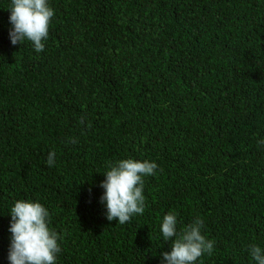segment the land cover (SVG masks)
<instances>
[{"label": "trees", "instance_id": "trees-1", "mask_svg": "<svg viewBox=\"0 0 264 264\" xmlns=\"http://www.w3.org/2000/svg\"><path fill=\"white\" fill-rule=\"evenodd\" d=\"M8 1L0 264H9L17 200L49 211L55 264H162L170 212L178 231L201 218L215 242L195 264H255L249 247L264 248V0H50L42 52L11 44ZM170 44L180 49L176 71L191 66L163 91L156 48ZM128 156L158 167L144 177L143 214L121 225L106 219L100 182Z\"/></svg>", "mask_w": 264, "mask_h": 264}, {"label": "clouds", "instance_id": "clouds-1", "mask_svg": "<svg viewBox=\"0 0 264 264\" xmlns=\"http://www.w3.org/2000/svg\"><path fill=\"white\" fill-rule=\"evenodd\" d=\"M49 1H8L9 22L12 26L9 30L11 44L20 45L28 40L36 52L44 50L43 41L48 38L49 24L54 16ZM156 51L158 79L163 91L177 88L178 80L180 81L191 65L186 63L181 70L176 71L180 49L175 44L156 48ZM171 83L172 88L169 87ZM71 142L77 141L72 139ZM46 162L48 166L54 165V152H49ZM157 167L155 162L134 160L131 156L109 163L108 170L103 173L105 179L100 182V186L104 189L100 201L106 206L108 221L116 220L123 225L134 215L143 214L144 183L146 185L152 178L144 179V177L155 175ZM82 182L83 179H80L76 185ZM49 215L47 208L39 202L26 200L14 202L10 213L11 240L7 257L9 264H55L56 255L61 251L58 244L60 236L50 230ZM177 224L175 212L164 215L160 224L162 241L171 239V250L161 253L162 264H195L198 259L205 256V253L212 254L215 242L202 234L204 222L201 218H195L182 231H178ZM248 251L255 264H264V248L252 244Z\"/></svg>", "mask_w": 264, "mask_h": 264}]
</instances>
